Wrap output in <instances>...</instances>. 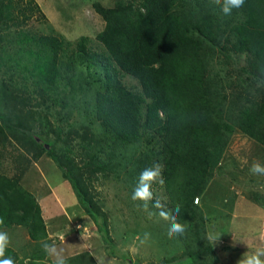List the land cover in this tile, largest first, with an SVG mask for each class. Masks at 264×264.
Wrapping results in <instances>:
<instances>
[{
	"label": "rangeland",
	"instance_id": "1",
	"mask_svg": "<svg viewBox=\"0 0 264 264\" xmlns=\"http://www.w3.org/2000/svg\"><path fill=\"white\" fill-rule=\"evenodd\" d=\"M35 1L42 14L34 13L25 29L59 35L68 43L67 56L81 37L89 50L105 53L96 40L104 22L92 5L113 7V0ZM242 19L220 22L214 46L226 106L222 112L233 133L203 196L194 199L204 212L207 238L209 233L218 237L208 240L222 264H238L246 253L264 250V176L250 171L253 164L264 166V146L238 128L247 119L243 109L251 108L254 117L262 119L264 132V48H258L260 41L264 44V28L245 27L248 22ZM94 69L88 72L82 66L83 76ZM0 76V175L17 179L35 197L47 231L44 242L55 244L65 258L89 252L96 264H192L198 258L210 264V255H190L195 250L192 235L169 239L170 221L159 214L171 212L162 184L151 189L162 208L149 204L145 210L143 202L132 199L140 173L158 163V134L146 135L132 160L119 154L117 164L109 162L114 157L104 145L103 128L91 115L95 84L63 78L54 92L41 95L20 77ZM121 82L140 93L133 77L122 74ZM5 84L9 90L2 88ZM51 149L81 178L94 219L79 205L62 169L47 156L45 151ZM0 231L7 232L8 247L23 264H52L54 257L47 256L42 242H33L24 227ZM145 233L150 238L142 243Z\"/></svg>",
	"mask_w": 264,
	"mask_h": 264
},
{
	"label": "trees",
	"instance_id": "2",
	"mask_svg": "<svg viewBox=\"0 0 264 264\" xmlns=\"http://www.w3.org/2000/svg\"><path fill=\"white\" fill-rule=\"evenodd\" d=\"M113 1V7L98 2L92 5L104 22L96 40L105 53L89 50L81 37L67 56L68 43L59 35L24 28L34 13H41L35 0H0V75L20 77L41 95L54 92L63 78L69 82L79 78L84 86L95 84L91 115L103 128L104 145L114 157L109 162L117 164L119 154L132 160L143 138L158 134L162 187L171 213L185 226L186 235H192L195 250L190 255H210V264H222L206 236L204 212L194 204V199L203 196L233 133L232 124L225 122L222 112L226 106L222 77L215 70L214 46L218 45L222 21L229 23L242 17L248 22L245 27L264 28V0H245L230 15H224L212 0ZM263 45L260 41L258 48ZM85 65L88 72L95 67L87 78L82 73ZM122 74L136 79L140 93L123 85ZM2 88L10 87L5 84ZM243 110L247 119L238 128L264 146L262 119L255 118L251 108ZM45 152L64 172L79 205L94 219L95 209L72 165L64 163L53 149ZM177 206L179 213L175 212ZM0 220V230L21 226L33 242L47 238L33 194L17 179L3 175ZM5 255L15 264H23L10 247ZM65 259L68 264H96L89 252ZM192 264L207 262L198 258Z\"/></svg>",
	"mask_w": 264,
	"mask_h": 264
},
{
	"label": "clouds",
	"instance_id": "3",
	"mask_svg": "<svg viewBox=\"0 0 264 264\" xmlns=\"http://www.w3.org/2000/svg\"><path fill=\"white\" fill-rule=\"evenodd\" d=\"M245 0H212V3L221 7V11L224 15H230L233 9H239L244 5ZM251 173L254 175L264 176V166L260 164H253ZM163 165L154 164L151 168L144 169L139 176L137 187L133 191L132 199L139 200L143 202L145 210L148 209L149 204H152L155 208H162L159 200H154L153 193L151 191L152 185L155 183L163 184ZM179 206L176 207L175 212L179 213ZM160 216L166 220L170 221V226L168 229L169 239L179 240L181 236L184 235L186 229L185 226L176 221L175 215L171 212L161 211ZM0 224H3V220H0ZM150 238V234L145 233L142 243L146 242ZM208 239L210 241H217L218 237L214 233H209ZM63 240V237H61ZM10 243L7 232L0 231V264H15V261L11 257H6V249ZM42 247L44 252L49 257H54L52 264H68L62 251L57 249L55 244H49L47 242H42ZM264 250L257 251L251 255L245 254L239 261L238 264H264Z\"/></svg>",
	"mask_w": 264,
	"mask_h": 264
}]
</instances>
